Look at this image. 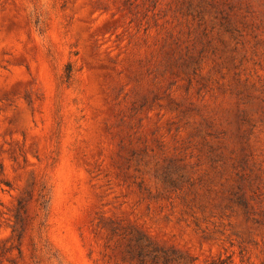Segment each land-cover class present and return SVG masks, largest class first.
<instances>
[{
  "label": "rangeland",
  "instance_id": "1",
  "mask_svg": "<svg viewBox=\"0 0 264 264\" xmlns=\"http://www.w3.org/2000/svg\"><path fill=\"white\" fill-rule=\"evenodd\" d=\"M0 264H264V0H0Z\"/></svg>",
  "mask_w": 264,
  "mask_h": 264
}]
</instances>
